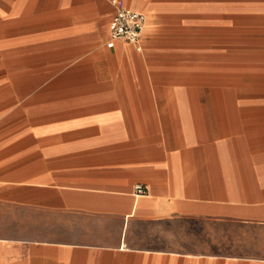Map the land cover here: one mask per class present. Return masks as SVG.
<instances>
[{"label":"crops","instance_id":"1","mask_svg":"<svg viewBox=\"0 0 264 264\" xmlns=\"http://www.w3.org/2000/svg\"><path fill=\"white\" fill-rule=\"evenodd\" d=\"M116 1L0 0V264H264V0Z\"/></svg>","mask_w":264,"mask_h":264},{"label":"built area","instance_id":"2","mask_svg":"<svg viewBox=\"0 0 264 264\" xmlns=\"http://www.w3.org/2000/svg\"><path fill=\"white\" fill-rule=\"evenodd\" d=\"M114 5V13L111 19V27L109 31V41L107 47L111 48L115 42H123L134 46L140 50V39L145 28V16L133 9L117 4L116 0H112ZM135 193L142 195L146 193V189L142 186H135Z\"/></svg>","mask_w":264,"mask_h":264},{"label":"rangeland","instance_id":"3","mask_svg":"<svg viewBox=\"0 0 264 264\" xmlns=\"http://www.w3.org/2000/svg\"><path fill=\"white\" fill-rule=\"evenodd\" d=\"M144 30H145V28H144ZM146 31H147V27H146Z\"/></svg>","mask_w":264,"mask_h":264}]
</instances>
